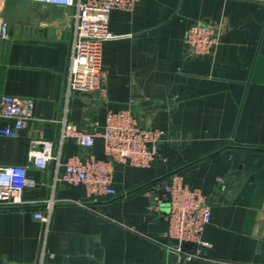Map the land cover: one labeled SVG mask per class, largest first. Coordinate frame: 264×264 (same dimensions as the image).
Returning a JSON list of instances; mask_svg holds the SVG:
<instances>
[{
    "label": "crops",
    "instance_id": "crops-1",
    "mask_svg": "<svg viewBox=\"0 0 264 264\" xmlns=\"http://www.w3.org/2000/svg\"><path fill=\"white\" fill-rule=\"evenodd\" d=\"M5 2L0 97H31L35 106L20 137L0 136V166L26 167L37 185L24 190L25 205L0 208V264H264V0H143L132 12L112 11L116 38L102 55L108 98L76 90L68 103L76 8L31 2L11 23ZM197 23L224 26L210 55L185 45ZM132 99L141 126L167 135L151 167L115 166L116 197L94 200L83 187L56 183L55 161L33 166L31 139L52 140L63 162L78 153L102 158V138L91 150L73 138L61 144L60 120L101 132L108 112ZM176 172L213 199L203 257L191 261L166 247L164 187Z\"/></svg>",
    "mask_w": 264,
    "mask_h": 264
},
{
    "label": "built area",
    "instance_id": "built-area-1",
    "mask_svg": "<svg viewBox=\"0 0 264 264\" xmlns=\"http://www.w3.org/2000/svg\"><path fill=\"white\" fill-rule=\"evenodd\" d=\"M33 3L75 7L76 21L74 39L68 64L67 86L65 91L68 103L76 90L98 93L102 100L108 97L107 73L102 68L104 42L116 38L110 30V13L114 10L132 12L143 0H29ZM223 25L210 23L192 25L186 34L185 45L194 56L212 54L220 44ZM1 39L10 38V24L4 20L0 25ZM136 101H130V107L118 111H109L106 125L101 132H87L65 116L60 120V143L73 138L78 145L91 150L98 138L105 144L104 156L97 157L92 152L85 155L75 154L67 161L61 160V154L54 153L55 143L48 139H31L30 161L40 170H47L51 162H56L55 182L83 187L87 197L99 199L117 196L114 187L115 166L128 163L137 168H149L156 161L159 147L165 141L167 132L159 128L142 127L134 113ZM35 100L31 97L2 95L0 97V119L10 121L0 127V136L20 137L33 117ZM67 111V108H66ZM5 169H15L10 186H0V208H15L25 205L23 192L28 187H36V180L29 176L26 167L0 166V176ZM23 171H22V170ZM223 185L225 180L218 179ZM165 197L169 202L167 213L168 228L166 247L175 251L185 261L202 258L201 248L205 246L203 233L212 219L213 199L202 190L190 187L180 172L169 176L165 187ZM49 202V209L54 206ZM35 218L45 223L49 218L41 212ZM186 244L197 247L191 252Z\"/></svg>",
    "mask_w": 264,
    "mask_h": 264
},
{
    "label": "water",
    "instance_id": "water-1",
    "mask_svg": "<svg viewBox=\"0 0 264 264\" xmlns=\"http://www.w3.org/2000/svg\"><path fill=\"white\" fill-rule=\"evenodd\" d=\"M29 3H31L29 0H6L4 16L7 17L11 23L17 21L20 18H24L26 15H28L25 5Z\"/></svg>",
    "mask_w": 264,
    "mask_h": 264
},
{
    "label": "clouds",
    "instance_id": "clouds-1",
    "mask_svg": "<svg viewBox=\"0 0 264 264\" xmlns=\"http://www.w3.org/2000/svg\"><path fill=\"white\" fill-rule=\"evenodd\" d=\"M16 172H17V170H15V169H5L4 175L0 176V186H3V187L10 186L11 180L13 178V174Z\"/></svg>",
    "mask_w": 264,
    "mask_h": 264
},
{
    "label": "trees",
    "instance_id": "trees-1",
    "mask_svg": "<svg viewBox=\"0 0 264 264\" xmlns=\"http://www.w3.org/2000/svg\"><path fill=\"white\" fill-rule=\"evenodd\" d=\"M187 245H189V244H186V245H185V248H186V249H187Z\"/></svg>",
    "mask_w": 264,
    "mask_h": 264
}]
</instances>
